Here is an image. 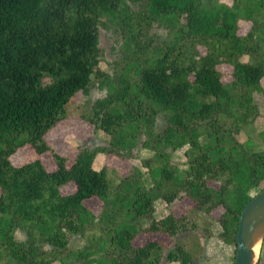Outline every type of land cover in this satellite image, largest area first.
<instances>
[{"label":"trees","instance_id":"1","mask_svg":"<svg viewBox=\"0 0 264 264\" xmlns=\"http://www.w3.org/2000/svg\"><path fill=\"white\" fill-rule=\"evenodd\" d=\"M101 27L120 44L112 73L99 69ZM94 77L105 96L76 104ZM257 94L264 100V0H0V264H71V255L79 264H161L162 245L134 242L153 233L175 240L184 218L157 220L155 204L184 198L207 215L224 209L219 237L236 255L241 214L264 189V144L239 139L262 115ZM76 113L110 141L69 159L46 136ZM25 147L51 153L57 169L40 158L13 165ZM139 148L153 156L113 192L97 156L130 160ZM182 149L184 168L172 162ZM68 185L75 190L64 194ZM93 199L100 215L86 205ZM69 235L87 244L72 253ZM166 259L193 264L181 244Z\"/></svg>","mask_w":264,"mask_h":264},{"label":"rangeland","instance_id":"2","mask_svg":"<svg viewBox=\"0 0 264 264\" xmlns=\"http://www.w3.org/2000/svg\"><path fill=\"white\" fill-rule=\"evenodd\" d=\"M225 3H232V0H222ZM135 10L138 7L134 5ZM250 28L247 23H241L242 35L246 34ZM152 33L156 34L158 38H165L166 31L154 25L152 27ZM99 47L101 49V62L99 69L101 71L112 73L113 63L118 59L119 47L113 35L107 29L100 28L99 33ZM202 54H205V49L200 48ZM247 59V58H245ZM220 70L223 73V82L229 83L233 80L232 73L233 68L229 65L220 66ZM105 96V91L99 88L96 78H93L92 86L88 95L80 92L76 97V104H87L90 100H97ZM257 104L260 106L262 115L258 118L254 126L247 127L242 134L239 135V139L245 141L248 137H252L259 145L264 144V100L262 95L257 94L255 96ZM74 108V107H73ZM78 110V109H77ZM159 128L162 127V121L158 124ZM47 142L53 147V149L60 155L69 159H74L78 153L80 147H96V146H108L110 138L103 132L96 133L94 128L89 123H86L78 118V114L54 128L47 136ZM185 150H178L173 154L172 162L175 166L184 168L187 159L185 157ZM153 156V152L139 148L136 150L132 159H121L115 155L105 154V159L98 164L95 162L94 166L101 169L107 166L109 169V179L113 192L116 191L117 186L121 180V177L128 176L134 168L142 167V161ZM40 158L46 168L50 171L57 169V165L53 159L51 153H46L42 156H38L30 147H25L18 151L12 158L11 162L15 166H21L28 162L34 161ZM264 187V183L262 184ZM75 190L74 185H68L63 188L64 194H70ZM86 205L96 215H100L102 211L103 203L98 199H93L86 202ZM155 219L161 220L173 213L176 217L184 218V222L187 228L179 233L175 240H171L168 237L160 234H145L139 236L135 240V245L141 247L149 241H156L165 249L164 256L161 264H169L166 259L168 251L176 244H181L193 255V264H234L235 246L227 245L220 237L221 227L217 220L224 213V209L221 207L215 210L211 215H207L203 212L196 211L194 204L189 199L176 200L173 204H168L163 200H159L155 204ZM150 225L149 220L143 221V226ZM18 240L23 241L26 236L23 232L18 231L16 234ZM68 247L70 251L77 252L82 250L87 244L85 238L76 235L68 236ZM49 248V247H47ZM264 256V249H263ZM64 262L71 264H79L76 256L71 255L67 257ZM53 264H61L57 261ZM178 264V263H174Z\"/></svg>","mask_w":264,"mask_h":264},{"label":"water","instance_id":"3","mask_svg":"<svg viewBox=\"0 0 264 264\" xmlns=\"http://www.w3.org/2000/svg\"><path fill=\"white\" fill-rule=\"evenodd\" d=\"M264 243V189L245 206L239 221L234 264H260Z\"/></svg>","mask_w":264,"mask_h":264},{"label":"crops","instance_id":"4","mask_svg":"<svg viewBox=\"0 0 264 264\" xmlns=\"http://www.w3.org/2000/svg\"><path fill=\"white\" fill-rule=\"evenodd\" d=\"M105 159V154H99L95 160V162H98V164H101V162ZM95 167V166H94ZM95 169H97L95 167ZM99 169V168H98Z\"/></svg>","mask_w":264,"mask_h":264}]
</instances>
